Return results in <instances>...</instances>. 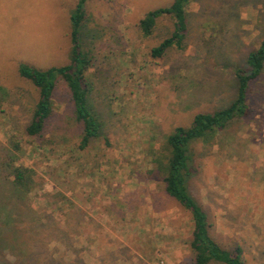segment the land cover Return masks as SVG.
I'll return each mask as SVG.
<instances>
[{"label":"rangeland","instance_id":"1","mask_svg":"<svg viewBox=\"0 0 264 264\" xmlns=\"http://www.w3.org/2000/svg\"><path fill=\"white\" fill-rule=\"evenodd\" d=\"M173 1L86 0L80 39L91 57L90 104L103 136L81 150L82 125L62 79L43 134L28 135L39 93L19 73L23 64L47 70L70 62L79 0H0V156L3 146L19 143L15 164L35 169L41 182L26 196L33 212L26 218L47 227L39 239L17 240L41 264L194 263L191 216L150 174L153 156L195 114L235 100L234 69L246 66L264 38V0H193L185 49L153 59L173 20L161 18L150 37L140 21ZM248 101L249 116L231 122L215 144L191 145L188 188L214 239L241 246L244 264H264V71ZM1 233L0 246L10 239ZM10 251L0 255L13 263L19 252Z\"/></svg>","mask_w":264,"mask_h":264},{"label":"trees","instance_id":"2","mask_svg":"<svg viewBox=\"0 0 264 264\" xmlns=\"http://www.w3.org/2000/svg\"><path fill=\"white\" fill-rule=\"evenodd\" d=\"M192 1L174 0L169 6L152 10L141 19L140 29L144 37H150L154 33L161 18L170 17L173 20L171 35L151 50L153 59L164 57L173 48L185 49V40L189 31L186 9ZM85 3L86 0H79L71 16L72 48L68 64L47 70L26 64L19 68L21 77L31 81L39 93L32 120L26 128L28 135L34 137L43 134L46 123L54 114V93L57 81L62 79L70 90L76 121L82 125V137L79 144L81 150H85L93 140H99L103 136L102 122L90 104L87 70L92 65L91 57L83 48L80 39L82 23L86 15ZM263 71L264 38L258 48L247 54L246 66L234 69L235 100L224 109L212 113L195 114L191 125L177 127L153 156L155 169L150 174L153 177H159L164 182L166 193L191 216L193 231L190 248L194 253L193 264H244L242 259L244 249L241 246L236 244L232 249H227L211 235L209 217L188 188V177L191 175L193 162L191 145L202 142L211 146L215 144L218 133L231 122L249 116L248 100L251 88L261 77ZM106 142L108 143V139ZM20 150L19 143L10 142L8 146H3V157L0 156V205H2L0 207V230L3 232L2 235L10 237L9 240L4 241L5 244L0 246V251L2 248L7 251L11 250L10 252L16 250L25 259H21L19 254L14 253L15 261L10 263L7 256L0 255V261H5L0 264H21L23 260L30 264H41L40 256L20 248V244L17 243L19 238L39 239L42 236V228L47 227V222L40 221V217L39 219L26 218L33 213L26 204V196L40 188L41 182L35 169L15 164L16 152ZM18 221L23 223V229L18 227L20 223ZM16 256L19 258L16 259Z\"/></svg>","mask_w":264,"mask_h":264}]
</instances>
